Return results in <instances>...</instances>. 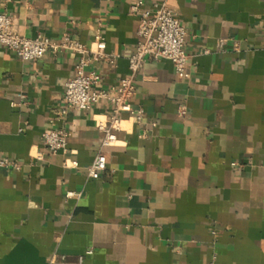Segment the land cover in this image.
<instances>
[{"label":"crops","instance_id":"crops-1","mask_svg":"<svg viewBox=\"0 0 264 264\" xmlns=\"http://www.w3.org/2000/svg\"><path fill=\"white\" fill-rule=\"evenodd\" d=\"M133 1L0 0V13L29 38L68 34L91 45L101 29L119 58L90 69L111 91L137 46ZM169 4L187 31L185 74L147 59L133 100L143 119L124 120L97 180L87 170L109 106L51 122L77 57L26 62L0 46V159L21 166L0 168V264H264V0ZM50 128L68 130L67 153L44 147ZM68 159L80 167H65Z\"/></svg>","mask_w":264,"mask_h":264},{"label":"built area","instance_id":"built-area-1","mask_svg":"<svg viewBox=\"0 0 264 264\" xmlns=\"http://www.w3.org/2000/svg\"><path fill=\"white\" fill-rule=\"evenodd\" d=\"M130 11L137 23V46L129 58L130 74L121 78L118 86L111 91L98 88L102 77L97 70L90 69L92 63L100 61L115 67L119 58V55L107 52V40L101 29L97 30L91 45L75 40L68 34H63L58 39H51L44 35L29 38L16 30L12 16L0 13V46L15 53L23 61L36 62L48 53L69 52L77 57L75 75L65 84L63 106L56 110L51 122L64 121L71 110L90 112L101 103L109 106L104 115L105 120H96V127L103 138L100 149L87 170L88 177L94 180L99 179L106 170L107 159L103 150L114 147L119 142L124 120L129 119L139 123L143 119L144 111L135 108L133 100L137 93L136 75L144 67L147 59L168 60L179 75L185 74L189 60L185 46L186 28L179 13L170 6L169 0H158L150 5L145 0H134ZM227 42L226 38L220 39L217 47L222 49ZM209 53V50L205 51V54ZM20 99L22 104L27 102L25 95H20ZM179 113L185 116L187 108L180 107ZM68 139L69 132L65 128H50L42 134L43 145L52 155L67 153ZM38 159L42 157L38 156ZM64 166L78 169L80 164L77 160L68 159ZM233 166L239 165L233 163ZM0 168L19 170L21 166L9 158H2ZM77 195L75 192L67 193L68 198ZM55 260H57L56 254L51 258L52 262ZM61 260L68 264H83L84 257L80 256L77 261L69 262L66 256H62ZM208 264H217L216 256H213Z\"/></svg>","mask_w":264,"mask_h":264}]
</instances>
